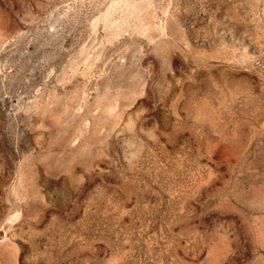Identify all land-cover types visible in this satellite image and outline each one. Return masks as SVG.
Returning <instances> with one entry per match:
<instances>
[{
    "label": "rangeland",
    "instance_id": "1",
    "mask_svg": "<svg viewBox=\"0 0 264 264\" xmlns=\"http://www.w3.org/2000/svg\"><path fill=\"white\" fill-rule=\"evenodd\" d=\"M0 264H264V0H0Z\"/></svg>",
    "mask_w": 264,
    "mask_h": 264
}]
</instances>
